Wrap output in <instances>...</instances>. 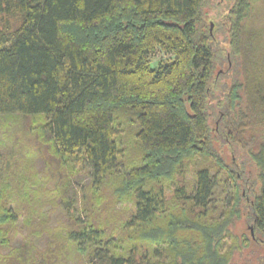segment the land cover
<instances>
[{
    "label": "trees",
    "instance_id": "obj_1",
    "mask_svg": "<svg viewBox=\"0 0 264 264\" xmlns=\"http://www.w3.org/2000/svg\"><path fill=\"white\" fill-rule=\"evenodd\" d=\"M208 1L0 0V116L40 120L58 163L87 172L89 196L124 207L109 233L84 210L67 216L62 257L68 248L82 264H230L248 240L264 246V143L252 152L245 139L264 125L262 30L250 24L257 0L228 7L229 58L242 82L218 115L224 146L252 163L248 178L212 146ZM157 53L166 58L152 67ZM249 214L254 235L233 234V220ZM14 220L0 206V244ZM11 254L4 264H24Z\"/></svg>",
    "mask_w": 264,
    "mask_h": 264
},
{
    "label": "rangeland",
    "instance_id": "obj_2",
    "mask_svg": "<svg viewBox=\"0 0 264 264\" xmlns=\"http://www.w3.org/2000/svg\"><path fill=\"white\" fill-rule=\"evenodd\" d=\"M231 2L209 0L203 9L216 59L207 109L214 153L225 163L232 164L243 178H248V174L253 173L247 153L224 146L218 121L219 113L223 115L224 100L230 86L242 82L240 68L230 61L226 38V15ZM251 17L250 24L262 30L257 64L258 75L264 80V0L255 2ZM165 58L161 53L155 54L151 66L155 67L160 59ZM38 124V119L0 116V206H6L15 217L14 222L2 228L7 243L0 244V264H4L3 259H9L13 252L15 261L24 264H50L56 258H61L64 264H82L72 250H63V257L59 250L69 229L67 216L76 215L77 212L80 214L84 210V218L88 215L94 226H105L109 233L123 220L124 207L116 205L112 210H107L102 203L103 198L97 204L89 196L90 179L87 172L59 164L52 151L50 136L41 133ZM245 139L250 143L251 151L257 152L259 144L264 143V125L248 130ZM244 167L245 172L242 171ZM186 179L192 181L191 171L187 172ZM247 193L245 188L242 194L244 200ZM219 194L218 201L227 203L225 195ZM251 220L250 214L246 219H234L232 233L249 239V233L254 235ZM247 244V247H240L234 252L230 264H264V246L259 242L249 244V240ZM89 264H97V260L93 259Z\"/></svg>",
    "mask_w": 264,
    "mask_h": 264
}]
</instances>
